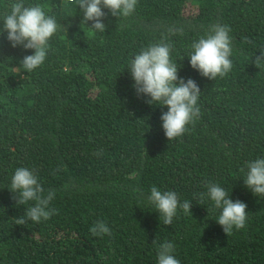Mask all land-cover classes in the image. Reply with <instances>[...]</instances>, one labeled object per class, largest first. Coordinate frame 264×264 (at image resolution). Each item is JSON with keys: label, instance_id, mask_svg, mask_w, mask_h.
I'll return each instance as SVG.
<instances>
[{"label": "trees", "instance_id": "16d2710c", "mask_svg": "<svg viewBox=\"0 0 264 264\" xmlns=\"http://www.w3.org/2000/svg\"><path fill=\"white\" fill-rule=\"evenodd\" d=\"M0 0V29L11 5ZM58 24L45 61L31 73L20 62L34 50L12 47L0 33V264H157L174 245L180 264H264V198L244 184L248 163L264 158V0H137L105 32L81 25L67 0H23ZM230 31L232 69L215 80L190 65L192 45L214 25ZM168 44L178 78L200 88L199 116L169 141L166 106L137 94L128 70L152 45ZM36 175L55 214L26 221L13 199L17 168ZM217 184L247 205L246 226L229 234L208 197ZM174 191L182 209L164 225L148 196ZM103 221L111 235L89 229Z\"/></svg>", "mask_w": 264, "mask_h": 264}, {"label": "clouds", "instance_id": "9594fccd", "mask_svg": "<svg viewBox=\"0 0 264 264\" xmlns=\"http://www.w3.org/2000/svg\"><path fill=\"white\" fill-rule=\"evenodd\" d=\"M83 12L81 25L92 22L90 29L105 32L106 26L103 18L107 9L112 16H130L136 8L137 0H67ZM56 20L45 14L39 5L25 6L23 0H18L11 5L10 13L5 17L3 29L0 33L7 32V40L12 47L22 46L32 49V55H26L20 62L22 69L27 73L43 64L46 58L48 41L57 32ZM230 29L226 25H214L207 38H201L192 47L193 53L189 56L190 65L202 77L215 80L217 76L224 77L232 69ZM254 63H264V50L256 57ZM134 80L133 87L137 94H143L150 99L149 104L166 106L167 112L161 115L162 128L169 141L180 137L186 131V126L199 116L200 109L197 101L200 88L192 79L185 82L178 78V68L170 61V46L158 44L148 47L135 56L128 69ZM248 172L244 184L256 196L264 198V158H258L247 165ZM13 199L18 205H27L34 201V206L26 208L25 216L20 224L26 221L40 222L48 220L55 214L49 207L55 193L50 191L45 196L44 189L38 182L36 175L27 168H17L11 180ZM208 197L214 202L221 214L216 220L223 231L229 234L233 229L239 230L246 226L247 205L239 200L233 202L229 193L217 184L208 185ZM148 200L159 212L164 225H171L177 210L191 214L192 203L185 200L182 203L174 191L162 192L153 186ZM192 215V214H191ZM89 231L94 236L111 235L110 228L98 221ZM174 245L165 242L159 246L157 264H180L172 254Z\"/></svg>", "mask_w": 264, "mask_h": 264}]
</instances>
